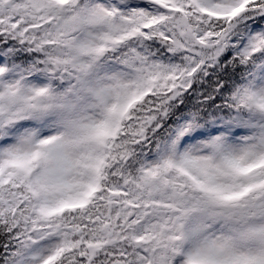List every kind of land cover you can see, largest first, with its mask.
<instances>
[{"label": "snow or ice", "instance_id": "6c2138e0", "mask_svg": "<svg viewBox=\"0 0 264 264\" xmlns=\"http://www.w3.org/2000/svg\"><path fill=\"white\" fill-rule=\"evenodd\" d=\"M0 264H264V0H0Z\"/></svg>", "mask_w": 264, "mask_h": 264}]
</instances>
